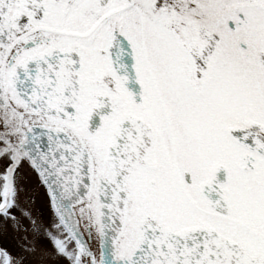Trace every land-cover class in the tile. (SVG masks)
Instances as JSON below:
<instances>
[{"label":"snow or ice","instance_id":"6c2138e0","mask_svg":"<svg viewBox=\"0 0 264 264\" xmlns=\"http://www.w3.org/2000/svg\"><path fill=\"white\" fill-rule=\"evenodd\" d=\"M0 264H264V0H0Z\"/></svg>","mask_w":264,"mask_h":264}]
</instances>
